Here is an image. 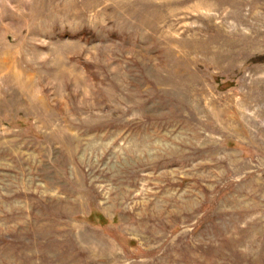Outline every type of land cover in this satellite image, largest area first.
<instances>
[{
  "label": "rangeland",
  "instance_id": "rangeland-1",
  "mask_svg": "<svg viewBox=\"0 0 264 264\" xmlns=\"http://www.w3.org/2000/svg\"><path fill=\"white\" fill-rule=\"evenodd\" d=\"M0 264H264V0H0Z\"/></svg>",
  "mask_w": 264,
  "mask_h": 264
},
{
  "label": "trees",
  "instance_id": "trees-1",
  "mask_svg": "<svg viewBox=\"0 0 264 264\" xmlns=\"http://www.w3.org/2000/svg\"><path fill=\"white\" fill-rule=\"evenodd\" d=\"M98 219H99V224H100V225H104V224H105V222H104L102 216H98Z\"/></svg>",
  "mask_w": 264,
  "mask_h": 264
}]
</instances>
